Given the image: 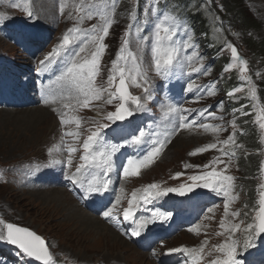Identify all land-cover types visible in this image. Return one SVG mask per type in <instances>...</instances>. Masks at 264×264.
I'll return each instance as SVG.
<instances>
[{
  "label": "rangeland",
  "instance_id": "1",
  "mask_svg": "<svg viewBox=\"0 0 264 264\" xmlns=\"http://www.w3.org/2000/svg\"><path fill=\"white\" fill-rule=\"evenodd\" d=\"M56 1L59 5L54 0H31V9L33 8V3L35 7L32 10L34 16L30 18L22 11V2L24 3V0H0V15L9 17L0 21V30L2 31L0 32V55L4 56L7 62L3 61L0 66L9 70H17V76H20L22 72V76L18 79H22V85L25 87L26 92L39 80L33 77L34 72L39 69L44 70L50 66L51 72L54 73L56 78L51 80L49 86L54 90L59 89V92L54 94L55 98H58L63 91L59 77L67 66L69 54L81 46L83 37L80 40L74 39L73 44L69 48L62 50L60 55L53 56L51 60H47L46 57L50 56L58 48L63 36L68 33L70 28L79 26L88 30L93 25L99 24L100 21L94 18L85 20L82 25H77L75 19H69L70 15L73 17L79 15L73 10L71 0H69L68 7L65 8L63 15L60 12L61 2L59 0ZM177 2L179 0H159L160 10L162 12L167 11L175 16L180 23V31L176 37V43L182 50L175 66L168 71L166 76L156 73L152 61L151 44L154 40L151 28L155 17L150 13L148 23H144L143 10L147 0H117L115 23L112 25L108 37L104 40L107 47L100 61L99 75L95 81L97 87H107L112 61L116 59L117 53L122 47L123 38L126 37L130 23L134 26L131 29V35L126 37L129 40L128 47L133 53L137 54L141 70L148 81L147 85L143 87H137L131 80L128 81L129 93L131 96L140 98L143 109L136 111L135 116L132 114L123 121H117L115 124H110L107 129H103L101 136L103 141L105 139L107 141L105 145L119 146L116 151L120 153L118 156L126 155L127 157L128 155H133L137 145L131 144L130 141L141 130V126L148 123L149 125L142 130L145 133L143 143L152 139L150 131L154 132L159 138L156 141H160L163 144L167 143L165 140L169 139V136L175 137L167 143V146L161 150V153L150 166L141 170L139 177L125 178L123 176L124 167L118 174L115 173L117 183L120 182L119 194H116V196L110 195L108 190L102 192L104 194L103 199L108 201V204L109 197L112 199L115 197L116 199L117 197L121 198V203L117 205L120 209L116 208L114 210V215H119L120 217L119 221L108 219L109 223H107L106 220H103L105 218L103 212L114 204L116 199L109 206L107 205L105 210L103 209L104 204L97 207L91 203L88 210L79 207L98 217L95 218L89 215L93 219L90 220L91 224L77 219L76 213L70 214L68 212L69 203L77 202L78 196H83L84 202H86V197L89 196L78 186L71 183L66 187L58 188L55 186L54 188L53 186H44L39 183L42 176L48 178L62 174L67 178L70 173L75 172L76 167L81 163L82 144L90 134L89 129L94 131L99 124L109 123L104 117L107 113L115 111L121 101L113 100L112 104H107L105 102L107 95L105 94L103 100L94 102L90 108L79 107L76 105V101L72 100L69 102L73 106L71 111L63 107L64 103L68 101L59 99H57L56 103H49L42 106V108L41 102H39V104L32 106L2 107L0 109V177H2L0 178V220L34 231L46 241L53 257H58L67 264H159L158 257L164 252L182 247L198 248L204 240L209 242L205 248V252L208 253L214 245L223 243L227 236V233H225V235H221L218 238L212 231L214 227L216 234L218 231H222V229L220 230L219 227L218 229L215 226L224 219L226 198L222 193L217 194L211 191L203 196L181 197L180 199L188 200L187 206L195 213V219L200 225L198 227L200 234L197 235L189 230L173 234V236L172 232L161 233L155 238V242L162 237L168 239L164 243L156 244L152 247V251L145 246L144 240H138V236L131 235L135 226L127 230L124 228L122 213L123 209L128 207V196L134 191L145 188L150 183L159 184L162 188H179L181 185H191L193 182L189 180V177L202 175L213 169L221 171L226 165L228 167L224 174L235 178L233 194L239 196L236 191V185L240 181L242 182L246 172L239 167L238 163L244 155L248 154H257L256 158L259 162V168H256L253 173L256 178H252L254 183L252 198L256 196L257 183H264V173L260 171V168L264 165V132L255 123L256 109L253 107V105L264 106V56L256 54L254 48L248 46L250 42H247V37L251 36L255 41L264 45V0H242L246 14L256 20V23L253 24L251 30L247 31V34L243 31V25L233 24L226 21L223 14L211 12V8L213 9L217 4H222L224 0L190 1L191 6L188 10L205 12L204 17L210 22V36L215 43L218 42L222 45L214 55L203 46L196 31L194 32L189 27L188 21L183 16H180L179 7H176ZM198 2H200V8L196 6ZM137 3V21L133 22L129 13ZM13 4H20L21 7L15 8L12 6ZM43 5L45 6L43 7ZM227 16L229 15L227 14ZM137 27L141 28L139 36L146 38L143 45L139 44V38L136 33ZM37 36H40L41 39L36 40ZM189 39L193 47L186 48L184 45L189 42ZM229 44L235 46L239 56L247 61L248 71L245 75L250 77L256 86V100H252L248 96L247 85L238 69L225 71L231 60L221 68L213 63L214 57L231 56V50L228 48ZM94 50L95 45L88 43L85 52L81 53V62L90 59ZM38 51L41 54L35 55ZM12 60H15L13 64H11ZM190 60L191 64L198 68L199 71H193L190 66ZM42 61L44 63H41ZM59 65H61V69L57 68ZM128 66L129 68L131 67V61H129ZM47 72L50 76L51 72ZM232 75H235L240 80L237 86L234 83H227ZM149 79L156 80V82L151 84ZM141 83H143V78H141ZM189 84L192 85L191 90L188 88ZM227 86H231L230 91H226ZM144 87H147V92L144 91ZM239 87H243L245 90L235 92L232 97L227 96L226 93L234 92ZM210 91L212 94H209ZM174 98L177 99V105L173 103ZM13 99H16L19 103L23 101V97L19 96H14ZM242 100L243 102L239 108L234 110V112H230L231 103L237 104ZM126 107L130 110L135 109V105L131 100L128 101ZM170 109H178V111H170ZM64 111H68L70 117L74 116L82 120L81 127L78 129L80 132L79 141H74L72 137L63 136L66 130L77 131L73 124L67 127L61 125L58 113ZM249 111H251L249 116L244 114ZM201 112L204 113L203 116L199 115ZM147 116L150 118L146 119ZM182 117H187V121L194 120L198 124L184 132L173 134L169 128L179 126V129H184L180 126L185 123ZM131 120L139 121L140 128L137 129L136 133H132ZM157 121H159V125L152 124ZM244 121L259 132L258 135L262 143L260 151L251 153V149L247 146V141L243 135L241 136L242 144L240 143V133L245 134L246 128H240L239 125ZM233 122L236 125L235 129L232 127ZM198 125H208L210 129L211 126H215L220 128L221 131L218 133L211 130L205 131L203 127L199 130L197 129ZM127 126H130V128L128 129ZM113 130L118 134L115 140L111 135ZM233 132H235V145L239 147L222 145L220 142L227 140ZM166 135L168 136L167 138ZM125 139H128V141L124 144L123 140ZM211 143H216L218 148L224 147L226 152L234 151L235 156L229 159L228 156H223L217 150H208L199 155H190L195 150ZM69 144L79 149L72 155L73 163L71 168L66 163L69 158L67 149ZM217 158L223 160L224 163L213 165L215 167L211 168L205 167L217 160ZM54 159L62 161V163H51ZM185 165H191L192 167L186 168ZM37 171L38 173L35 177L34 174ZM96 171L97 174L100 173L98 170ZM47 173H51L52 176L47 175ZM178 173L182 175L176 178ZM248 184L250 183L248 182ZM242 186L245 187V185ZM117 187L115 188L116 192L118 191ZM121 189H124L123 193H121ZM53 191L54 194L52 193ZM57 192H63V194L56 195L55 193ZM249 192V189L245 187V196ZM169 195L179 196L176 193H169L166 198H169ZM248 198L246 197V199ZM202 200L211 202L205 203L203 206L212 204L205 212L197 211L198 204ZM235 202L229 205L228 211L230 214L236 212ZM247 203L248 201L246 200L241 209L249 215L248 218L250 219L252 208L245 207ZM52 205H55L60 211L52 213L48 209ZM214 205L217 207H214ZM231 217V215L228 216L227 223H234ZM215 218L216 222H214ZM96 220H100L103 227ZM81 224H85L81 228L86 229V232H90L88 235L89 239H92L91 241L81 238L77 241H72L66 236L68 231H79V228H73L77 225L80 227ZM177 225L182 226L180 223H177ZM94 228L98 232L97 230L93 231ZM201 229L206 232H202ZM109 230L111 233H109ZM102 231H105L108 236H102L103 233H100ZM238 234L235 233L234 239H236ZM98 236H102V240ZM207 253H205V259L202 264H209L213 258L219 255V253L213 252L209 256ZM135 255H140L141 258ZM178 255L177 264H184L182 261H185L187 257L184 254ZM256 257L257 255L253 257L247 255L241 257L240 260L242 264H264V255ZM6 261L7 259H3L0 254V264H11V261Z\"/></svg>",
  "mask_w": 264,
  "mask_h": 264
},
{
  "label": "snow or ice",
  "instance_id": "2",
  "mask_svg": "<svg viewBox=\"0 0 264 264\" xmlns=\"http://www.w3.org/2000/svg\"><path fill=\"white\" fill-rule=\"evenodd\" d=\"M69 0H62L60 4V12L63 15L65 8L68 7ZM73 10L79 13L78 16H69V19H75L77 25H82L85 20L98 19L99 24L93 25L91 29L85 30L81 27H73L68 30L62 38V42L56 50L50 56L46 57L47 60H51L53 56L60 55L62 50H66L73 44V40H80L83 37L81 46L69 54L67 66L63 73L59 77V81L62 86V93L58 98H53L52 103H56L57 99L65 102L64 109L71 111L73 106L69 103L72 100L76 101V105L83 108H90L91 105L103 100L105 94L107 104H112L113 100L121 101L115 111L107 113L104 117L109 123L99 124L93 131L89 129L90 134L83 141L82 155L80 157L81 163L76 167L75 172L70 173L67 179L75 186H78L85 194L102 193L108 190L110 181L97 174L107 173L113 166V155L116 153L119 146L112 145L107 146L103 143L101 132L103 129H107L110 124H115L117 121H123L126 117L133 114V110L126 107L129 100L135 105V110L139 111L143 109L141 100L139 97L131 96L128 91V81H132L137 87H143L147 85V78L141 70L136 53H133L128 45L129 40L126 38L131 35V29L133 24L128 25V31L126 37L123 38L122 47L117 53L116 59L112 61L110 74L107 79V87L100 88L95 85L97 76L99 75V66L102 59V54L106 51V45L104 40L108 37L112 25L115 23V13L117 0H71ZM15 8H20V4H13ZM136 7L138 3L133 6L129 15L130 19L137 21ZM22 11H24L30 18L34 16L31 9V0H24ZM144 23H148V16L151 13L155 17V21L151 28V34L154 42L151 44L152 61L155 67V71L158 75L166 76L168 71L172 69L179 57L181 47L177 46L176 37L180 31V23L176 17L169 14L167 11H161L159 8V0H147L144 8ZM6 15H0V21L8 19ZM141 28H136V33L139 38V44L143 45L146 38L140 37ZM91 43L95 45V50L91 53V58L81 62V53H84L87 44ZM186 48H191L193 45L190 42L184 45ZM228 48L231 50V63L225 69H238L242 79L247 85V94L252 100L257 99L256 86L250 77H247L245 73L248 71L247 61L239 56L238 50L235 46L229 44ZM129 61H131V67L129 68ZM199 62V61H197ZM41 63H44L43 61ZM190 66L193 71H199L194 65ZM206 71V70H205ZM143 78V83H141ZM189 90L192 89V85H188ZM243 87L236 88L234 92H229L230 97L234 96L235 92L244 91ZM144 91L147 92V87H144ZM209 94H212L211 91ZM49 101H45L48 103ZM256 109L255 123L264 132V106L253 105ZM68 111L59 112L60 123L62 126L67 127L70 124L75 125L77 131H65L63 136L72 137L74 141L80 140V132L78 129L81 127L82 120L78 117H70ZM170 111H178V109H170ZM248 115L249 113H244ZM203 116L204 113H199ZM214 115V114H213ZM185 121L181 127L190 129L194 125V121H187V117H182ZM205 131L211 130L218 133L220 128L215 126L200 125ZM232 127L235 129L236 125L233 122ZM144 132H139L134 135L130 141L133 145H140L144 142ZM222 145H235V132L229 136L225 141L220 142ZM153 148L142 158L129 159L127 165L123 168V176L125 178L139 177L143 168L148 167L154 162L155 158L161 153L164 147L163 143L158 141L153 142ZM239 147L238 145H235ZM69 158L67 160V166L71 168L73 160L72 155L79 149L73 147L71 144L67 145ZM208 150H217L221 152L223 156H228L229 159L235 156L234 151L226 152L224 147L217 146L216 143L205 145L190 155H199ZM51 163H62V161L53 160ZM224 163L223 160L217 158L211 164L205 167H213ZM186 168L192 167L191 165H185ZM227 165L221 171H208L202 175H194L189 177L193 183L191 185H181L179 188H162L159 184H150L141 190L134 191L131 194V199L128 201V207L123 209V219L129 221L135 225L133 227L131 235L140 236L144 229L150 223L156 221H167L170 219V213L153 211L150 218L138 219L136 218V212L139 210L142 204L151 203L153 199L160 198L168 195L169 193H176L180 196H184L187 193L193 191L197 187L209 189L217 194H223L226 198L224 203V219L221 220L219 227L222 229L217 235L227 236L223 243L214 245L212 250L207 253L211 256L213 252L219 253L218 256L213 258L209 264H242V261L237 258L238 249L240 248V242L234 239L235 233L241 231V223H227V218L231 215L233 218L239 217V212L229 213V205L236 200L238 196L234 195V180L235 178L230 175H225L227 171ZM264 173V165L261 168ZM182 175L177 174L176 178ZM2 178V177H0ZM124 189H121V193ZM138 193H140L138 195ZM258 199L251 210V222L247 223L243 231L246 234L243 242V248L246 250L249 247L254 246V240L257 236L264 234V184H261L257 189ZM121 203V198L117 197L114 204L107 208L103 215L106 219H114L119 221V215H114V210L117 205ZM247 207V205H245ZM247 215V213H246ZM207 218V217H206ZM189 231L199 235L198 226L190 228ZM0 241L7 242L11 245H15L25 256L34 258L39 261L40 264H55L54 257L49 250V246L45 240L38 236L35 232L16 226L11 223H5L0 220ZM208 240H204L198 248H174L170 249V252L183 253L187 259L184 264H202L205 259V248L208 245ZM155 254V253H154Z\"/></svg>",
  "mask_w": 264,
  "mask_h": 264
},
{
  "label": "trees",
  "instance_id": "3",
  "mask_svg": "<svg viewBox=\"0 0 264 264\" xmlns=\"http://www.w3.org/2000/svg\"><path fill=\"white\" fill-rule=\"evenodd\" d=\"M199 3L200 2H198V6H197L198 8H200ZM214 8L213 9L211 8V12H214V13L216 12V14L220 13V15L223 14L226 21H229L237 25L239 24L243 25L244 27L243 31H245V34H247V31L251 30L253 27V24L256 23V20L253 17L246 14L242 0H224L222 4H219V5L217 4L215 5ZM227 14L229 16H227ZM204 15H205V12H202L200 10L191 12V16L196 21L198 28L201 30V33H205L206 39L208 40L211 35L209 31L210 22L206 20ZM247 42H250L248 46L253 47L254 51H256V54L260 56H264V45H261L260 43L255 41L251 36L247 37ZM226 60H227L226 57H221L219 63H223ZM235 78L236 76L233 75L232 78H230V81L232 83H235L236 82ZM229 88L230 86H227V89ZM235 104L236 103H231L232 106ZM235 107L237 106L235 105ZM243 126L247 128L248 130L247 135L243 137L246 139L247 146L250 147L251 153H253L254 151H258V150L260 151L262 149V143L259 140V135H258L259 132L256 131L253 127H251L249 123ZM246 156L244 155V157L241 158V159L243 158L244 159L242 161L240 159L238 163L239 167L245 170L246 172L245 178L242 180V182L240 181V186L245 185V187L248 188L250 191L246 197H251L253 186H254L252 178H256V176H253L254 175L253 173L256 168L257 169L259 168V162L256 158L257 154H248ZM248 182L250 184H248Z\"/></svg>",
  "mask_w": 264,
  "mask_h": 264
},
{
  "label": "bare ground",
  "instance_id": "4",
  "mask_svg": "<svg viewBox=\"0 0 264 264\" xmlns=\"http://www.w3.org/2000/svg\"><path fill=\"white\" fill-rule=\"evenodd\" d=\"M55 2H56V4L57 5H59V3L56 1V0H54ZM45 5H43V7H44ZM42 8V7H41ZM39 9V8H38ZM8 56V55H7ZM62 89V88H61ZM56 91H58L59 92V89H57ZM39 102H41L40 101V99H38L37 97H35V96H28V98H27V100H26V102H25V104L22 106V107H26V106H32V105H34V104H39ZM52 103V102H51ZM3 107H6V108H14V107H10V106H8V105H4ZM48 114H49V116H50V113L48 112ZM52 114H53V112H52ZM43 115H44V113H43ZM52 116V115H51ZM181 130H184V129H182V128H180ZM158 133V132H157ZM160 133V132H159ZM170 133V132H169ZM164 134V133H163ZM198 134V133H197ZM210 134V133H209ZM161 137V136H160ZM169 137H171V136H169ZM167 138V137H166ZM171 138H173V136L171 137ZM168 139V138H167ZM199 139V138H198ZM196 140V139H195ZM160 142V141H159ZM45 154V153H44ZM147 153H145V154H143L140 158H142V157H144L145 155H146ZM112 159H113V166H112V168H111V170L110 171H108L107 173H98V175H101L103 178H106V179H108L109 181H110V183H109V187H108V191H109V194L110 195H115L116 196V194H119L120 193V191H119V185H120V182L119 183H117V180L115 179V173H119V171L123 168V167H125L126 165H127V163H125L124 164V162L126 161V159H127V157L123 160V163H117V161H116V158H115V156H113L112 157ZM124 164V166L122 167V165ZM40 175V174H39ZM48 175V174H47ZM124 178V177H123ZM40 179V178H39ZM65 180H66V178L62 175V174H59V175H55V176H53V177H48V178H44L43 176H42V178H41V182L39 183L40 185H44V186H57V185H60L61 183H63V182H65ZM121 180V179H120ZM37 181H38V178H37ZM122 182V181H121ZM36 183V182H35ZM34 184V183H33ZM117 184H118V187H117ZM35 185V184H34ZM43 186V187H44ZM117 187V189H118V191L116 192V190H115V188ZM35 188H37V187H35ZM55 188V187H54ZM53 190V189H52ZM58 191H59V189H58ZM63 191H64V189H63ZM55 192H56V190H55ZM53 194H54V191L52 192ZM56 195L57 194H63V192L61 193V192H57V193H55ZM65 194H66V192H65ZM92 196H93V198H94V201H93V204L95 205V206H97V207H99V206H102L103 204H104V199H103V196H104V194L103 193H93L92 194ZM49 197V196H48ZM58 197V196H57ZM70 197V196H69ZM56 198V197H55ZM72 198V197H71ZM60 200V199H59ZM68 200V199H67ZM72 200L73 201H75L73 198H72ZM64 201V200H63ZM66 201V200H65ZM113 201H114V199H112L111 197H109V204H108V206L111 204V203H113ZM61 202V201H60ZM70 202V201H69ZM60 204H62V203H60ZM63 205V204H62ZM67 205V204H66ZM64 206V205H63ZM84 208H86V209H88L89 207L88 206H84ZM52 213H58L59 211H60V209H58V208H56L55 207V205H52V206H50V208H48ZM68 212H70V214H73V213H76L77 214V216L78 217H76L77 219H80V220H82V221H87V222H89V223H91L90 222V220H93V219H91L90 218V216L92 217H95V218H98V217H96V216H94V215H91L90 213H88L87 211H84L83 209H81V208H79V205H77V202L75 201V202H73V203H69V206H68ZM87 212V213H86ZM90 215V216H89ZM146 218H148V217H143V219H146ZM97 221V220H96ZM97 223L101 226V227H103V224H102V222L99 220V221H97ZM92 224V223H91ZM107 224V223H106ZM68 225V224H67ZM83 225H85V224H81L80 225V227L77 225V226H75L73 229H75V228H79V231L77 230V232H75L74 230L73 231H68L67 233H66V236L67 237H69V239L70 240H72V241H77L79 238H81V239H83V240H90L89 239V235H88V233H90V232H86L85 230H84V228H81ZM200 225H198V227H199ZM85 227V226H84ZM22 228H25V227H22ZM105 228V227H104ZM28 229V228H27ZM108 229H110L111 230V228H108ZM30 230V229H29ZM89 230H91L90 228H89ZM97 229L96 228H94L93 229V231H96ZM100 230H102V229H100ZM109 230V233H111V231H113V230H111L110 231ZM32 231V230H31ZM34 232V231H33ZM92 232V231H91ZM97 232H98V230H97ZM107 232V231H106ZM95 233V232H94ZM100 233H103V235L102 236H104V237H107L108 236V234H106L105 233V231L103 232H100ZM181 233V232H180ZM97 234V233H96ZM146 235V231H143L141 234H140V236H145ZM102 236H98L99 237V239L100 240H102ZM96 237V236H95ZM93 238V237H92ZM92 240V239H91ZM90 240V241H91ZM128 243V242H127ZM178 254H183V253H179V252H170V251H168V252H164L161 256H159L158 257V261L160 262V263H167V264H177V262H178V260H179V255ZM136 257H140L141 258V256L140 255H135Z\"/></svg>",
  "mask_w": 264,
  "mask_h": 264
},
{
  "label": "water",
  "instance_id": "5",
  "mask_svg": "<svg viewBox=\"0 0 264 264\" xmlns=\"http://www.w3.org/2000/svg\"><path fill=\"white\" fill-rule=\"evenodd\" d=\"M209 189H205V188H202V187H197L195 188L193 191L187 193L186 195H201L205 192H208ZM39 236V235H38ZM41 237V236H40ZM42 238V237H41ZM15 246V245H14Z\"/></svg>",
  "mask_w": 264,
  "mask_h": 264
}]
</instances>
